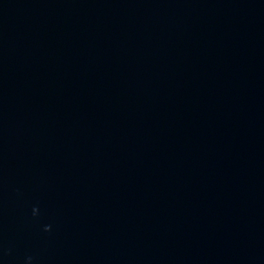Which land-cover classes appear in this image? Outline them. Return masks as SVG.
I'll list each match as a JSON object with an SVG mask.
<instances>
[{
	"label": "water",
	"instance_id": "1",
	"mask_svg": "<svg viewBox=\"0 0 264 264\" xmlns=\"http://www.w3.org/2000/svg\"><path fill=\"white\" fill-rule=\"evenodd\" d=\"M0 264H264V0H0Z\"/></svg>",
	"mask_w": 264,
	"mask_h": 264
}]
</instances>
